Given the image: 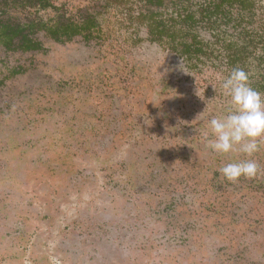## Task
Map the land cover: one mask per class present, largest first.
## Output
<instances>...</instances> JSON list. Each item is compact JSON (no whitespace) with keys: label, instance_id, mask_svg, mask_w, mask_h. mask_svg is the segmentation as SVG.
I'll return each mask as SVG.
<instances>
[{"label":"rangeland","instance_id":"374dc122","mask_svg":"<svg viewBox=\"0 0 264 264\" xmlns=\"http://www.w3.org/2000/svg\"><path fill=\"white\" fill-rule=\"evenodd\" d=\"M110 1L51 0L70 19L97 18L90 42L36 32L38 52L0 44V264H264V139L248 156L216 153L204 135L234 111L226 69L191 70L151 43L134 19L146 0ZM162 1L167 20L206 2ZM255 2L251 30L264 27ZM3 15L32 19L12 5ZM214 30L196 32L213 41ZM245 160L255 176L223 178Z\"/></svg>","mask_w":264,"mask_h":264},{"label":"trees","instance_id":"16d2710c","mask_svg":"<svg viewBox=\"0 0 264 264\" xmlns=\"http://www.w3.org/2000/svg\"><path fill=\"white\" fill-rule=\"evenodd\" d=\"M178 2L177 6L181 7L183 2ZM255 3V0H206L198 10H182L167 20L158 11L164 6L162 0H146V8L134 19L147 27L153 41L179 53L191 70L205 65V59L212 62L215 71L225 68V77L233 69L241 68L249 74L250 86L264 95V27L251 30L244 26L250 24L247 20L255 16ZM199 25L215 29L213 41H204L200 37L196 32ZM224 26L233 28L230 35L222 30ZM43 29L59 42H71L79 36L90 42L100 35L97 18L92 16L83 21L69 19L68 27L43 25ZM0 33L8 35L12 30L0 27Z\"/></svg>","mask_w":264,"mask_h":264},{"label":"clouds","instance_id":"9594fccd","mask_svg":"<svg viewBox=\"0 0 264 264\" xmlns=\"http://www.w3.org/2000/svg\"><path fill=\"white\" fill-rule=\"evenodd\" d=\"M221 87L230 97L234 111L208 122L212 138L204 134L207 146L216 153L226 154L240 145V151L251 156L258 150L257 141L264 139V95L250 86L249 74L241 68L233 69ZM219 171L227 181L236 182L241 177L255 176L258 165L253 160H245L228 163Z\"/></svg>","mask_w":264,"mask_h":264},{"label":"flooded vegetation","instance_id":"af4514ba","mask_svg":"<svg viewBox=\"0 0 264 264\" xmlns=\"http://www.w3.org/2000/svg\"><path fill=\"white\" fill-rule=\"evenodd\" d=\"M110 3L111 1L108 4ZM11 5L16 8L27 10L28 13L32 16V19L27 23H14L8 19L5 20L3 13H5V10L8 9L9 6ZM34 9H36V12H40V11L49 12L50 11L53 13V17L50 19L41 18L39 17L38 13L35 14L32 11ZM60 12L61 11H59V8L56 5H54L51 2V0H0V16H3V18L0 17V27L5 26V27H9L12 30V33L8 35H4V34L1 35L0 33V44H3L7 49H12L16 47L15 42L18 41L19 50H22L23 52H38L39 50H41L42 45L39 41L32 38L33 34H35L36 32L44 33L46 36H48L49 38H51L52 40H54L55 42L59 44L70 43L69 41H66V42L56 41L54 38H52L51 36L47 34L46 30L43 29V25H47L50 28H59L63 26L68 27L69 19H70L68 14L62 13L60 15ZM142 26L145 27L147 36H148L147 38L151 43L155 45L158 44L159 46L165 48L164 46L160 45L158 42L153 41L149 35L147 27L144 26L143 24ZM261 27L262 25L259 27H256V29L260 30ZM62 39L64 40L66 38L62 37ZM22 72H24V70L19 69L15 71V74L17 75Z\"/></svg>","mask_w":264,"mask_h":264}]
</instances>
